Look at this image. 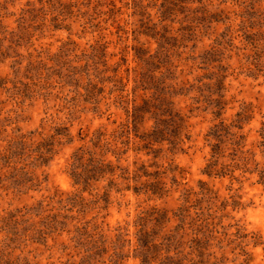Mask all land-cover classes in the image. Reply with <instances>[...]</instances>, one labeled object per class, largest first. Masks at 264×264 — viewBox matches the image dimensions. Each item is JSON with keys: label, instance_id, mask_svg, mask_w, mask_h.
<instances>
[{"label": "rangeland", "instance_id": "374dc122", "mask_svg": "<svg viewBox=\"0 0 264 264\" xmlns=\"http://www.w3.org/2000/svg\"><path fill=\"white\" fill-rule=\"evenodd\" d=\"M44 1L8 0V40H0V264H73L71 255L76 244L71 240L72 234L55 235L43 244L33 241L32 230L39 229L48 212L44 210L58 206L60 196L79 195L81 187L74 184L68 173L74 151L84 146L98 154H106L109 145L105 141L115 143L114 135H117L120 123L126 120L125 106L133 103L138 90L140 65L135 48L144 44L151 45L152 49L156 46L144 33L139 15L142 9H139L146 8L153 21L159 22L160 12L166 5V0H114L113 5L109 0L107 3H104L106 0H60L61 19L68 13L66 20L54 29L51 19L56 11L52 15V7ZM200 1L213 4L209 8L226 10L232 35L236 38L234 46L241 47L244 41L239 26L240 14L247 9L255 20L264 18V0H189L186 7L197 8L201 6ZM28 3L36 8L45 5L47 21L44 26L32 30L34 35L30 40L16 43L10 32H19V20L24 22L22 18ZM182 12H175L167 22L172 30L181 29ZM215 27L216 30L208 35L211 40L208 36L200 37L196 54L202 51L203 43L210 44L222 34L226 25L219 23ZM98 46L105 47L109 71L102 65L103 58L93 57L94 48ZM237 52L233 46H228L225 51V63L229 66L225 117L233 120L243 102L252 103L254 118L244 131L249 134L250 146L254 143L255 150L260 152L258 130L264 122V77L248 76ZM93 60L103 72L96 74L99 79L94 77L96 82L90 87L86 85L88 80L83 72L86 71L84 66ZM73 69L81 75L83 84L69 80L68 75ZM187 72L186 69L183 74L180 70L177 72L179 84L187 79L196 83L194 78L204 75L202 70L189 76ZM195 96L198 93L191 89L174 97L176 108L190 116L191 138L183 145V151H169L166 145L167 150L159 155L158 162L168 167L173 160V165L184 169L185 181L194 190L199 189V181L203 180L219 194L217 204L221 211L218 215L228 216L223 219L226 229L218 227L216 235L225 239L216 240V246L209 250L212 254L209 264H264V186L255 184V175L241 177L240 171L235 172L237 180L204 173L210 158L206 134L215 121L212 105H205L203 99L196 102ZM63 126L70 130L66 138L57 134ZM53 136L61 143L55 144L52 159L46 165L40 164L44 140L50 141ZM130 146L132 144L129 149ZM107 156L116 160L111 153ZM138 156L149 162L153 160V156H145V152L137 155L129 150L124 155L127 161L123 163L132 164ZM258 160L263 161L262 155ZM105 183L96 184L93 191L85 190L82 197L93 200L95 193H103ZM180 196V191H175L167 199L147 201L143 195L126 192L119 199L118 196L113 198L109 208L101 211L98 221L101 223L104 219L105 229L113 230L112 234L119 225H128L134 238V225L143 210L153 204L174 210L180 203ZM91 208L93 211L87 219L97 214L98 209H94V205ZM239 226L248 233L246 239L240 238ZM256 242L258 246H254ZM221 246L224 251L219 249ZM243 250L252 254L250 262Z\"/></svg>", "mask_w": 264, "mask_h": 264}, {"label": "trees", "instance_id": "16d2710c", "mask_svg": "<svg viewBox=\"0 0 264 264\" xmlns=\"http://www.w3.org/2000/svg\"><path fill=\"white\" fill-rule=\"evenodd\" d=\"M107 2L108 0L104 3ZM109 2L113 5L114 0ZM44 3L50 4L52 15L56 11L51 20L54 29H58L60 22L66 20L68 12L61 19L63 11L60 9V0H46ZM187 3L189 0H166V5L160 12L159 22L153 21L146 8L139 9H142L139 15L144 33L154 40L156 46L152 49L151 45L144 44L135 48L140 65L138 90L135 92L133 103L125 106L126 120L120 123L118 133L114 135L115 143L105 141L109 145L106 154H98L84 146L74 151L68 164V173L74 184L81 187L79 195H69L66 198L60 196L58 206L44 210L48 212L43 216L39 229L32 230V239H35L33 241L43 244L55 235L59 236L64 232L72 234L71 240L76 244L74 254L71 255L74 257L73 264H209V257L212 255L209 250L216 246V240L221 242L225 239L221 240L216 235L219 233L218 227L226 229L223 219L228 216L218 215L221 211L217 204L219 194L203 180L199 181V189L194 190L185 181L184 169L173 165V160L168 167L158 162L159 155L167 150L166 145L169 151H183V145L191 138L190 116L177 109L174 101L175 96L191 89L198 93V96L194 97L196 102L203 99L205 105H212L211 114L215 121L206 134L210 158L204 173L217 177L230 176L237 180L235 172L240 171L241 177L250 175L252 178L255 175V184L264 186V122L258 130L260 152H257L254 143L250 146L249 134L244 131L254 118V105L243 102L233 120L225 117V91L229 69L225 63V51L228 46H233L238 50L237 57L245 66L247 75L254 78L264 77V18L255 20L247 9L239 15V26L243 31L244 41L242 46L238 47L234 46L236 38L232 35L226 10L220 7L209 8L213 4L201 1V6L197 8L186 7ZM249 8H252L251 5ZM177 11L184 15L183 21L180 22L181 29L172 30L167 22ZM46 15L45 5L36 8L28 3L22 18L24 22L19 20V32H10L12 39H16L14 42L30 40L34 35L32 30L35 31L46 24ZM7 17L8 0H0L1 41L8 40ZM219 23L226 25L225 31L210 44L203 43L202 51L196 54L201 42L200 37L211 35L210 32H214L215 25ZM208 39L211 40L209 36ZM180 48H183V51ZM94 53L93 57L103 58L102 65L107 67L105 47H95ZM185 53L187 56L183 57ZM96 63L93 60L84 66L86 71L83 73L88 80L86 85L90 87L94 86L97 78L99 79L96 74L103 72ZM185 69L188 76L198 70L204 71V75L196 76V83L187 79L179 84L177 72L180 70L183 74ZM106 70L109 71L110 67ZM73 71L74 69L68 75L69 80L83 84L81 75ZM213 95L217 97L213 98ZM59 130L61 132L57 134L62 136L61 138L69 136L68 126ZM123 137L126 140L122 141ZM51 138L50 141L44 140V146L47 148L42 145L40 164L46 165V162L52 159L55 144L61 143L54 140V136ZM124 146L128 149L121 148ZM129 150H133L137 155L145 152V156L152 155L153 160L149 162L138 156L132 164H124L123 161H127L124 155ZM107 153H111L116 160L109 159ZM259 155H262L263 161L258 160ZM101 182H106L103 193H95L91 201L82 197L81 194L85 190L93 191L95 185ZM174 190L181 193L177 208L168 209L159 204L148 206L136 219L134 238L128 225H119L112 234L113 230L105 229L104 219L101 223L98 221L101 211L109 208L115 196L119 199L125 196L126 192H133L137 196L143 195L147 201H158L170 197ZM92 205L94 209H98L97 214L87 219L93 211ZM238 231L241 232L240 238L246 239L248 233L245 228L239 226ZM224 233L228 235L227 232ZM258 245L256 242L254 246ZM243 251L250 262L252 254Z\"/></svg>", "mask_w": 264, "mask_h": 264}]
</instances>
